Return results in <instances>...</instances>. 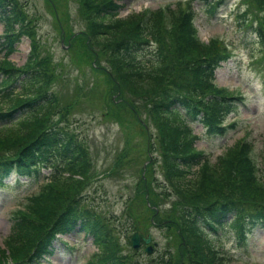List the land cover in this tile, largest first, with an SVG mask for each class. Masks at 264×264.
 I'll return each instance as SVG.
<instances>
[{"label":"trees","instance_id":"16d2710c","mask_svg":"<svg viewBox=\"0 0 264 264\" xmlns=\"http://www.w3.org/2000/svg\"><path fill=\"white\" fill-rule=\"evenodd\" d=\"M118 1L79 0L88 28L70 33L68 38L71 46L78 40L97 52L88 53L87 57L92 59L86 61H103L105 56L109 64L105 74L114 84L109 82L111 92L123 90L150 101L146 106L151 112L147 113L159 133L163 173L171 191L179 197L162 216L156 199L171 194L166 190L163 194L154 192L153 185L143 179L139 190L145 189L148 197L153 194L156 197L146 205L148 211L143 218L151 221L155 217V224L169 227L175 244L177 238L184 241L173 253L153 264L185 261L226 264L206 239L201 223L215 229L216 225L232 218L231 224L238 232L264 224V138L261 167L252 157V145L238 141L207 169L203 154L194 150V136L187 121L202 115L210 133L224 134V121L234 112V106L230 96L214 84L213 78L214 71L228 56L226 46L215 40L204 43L197 37L192 22L194 12L189 7L182 11L179 6L177 18L170 17L169 6L120 17L123 5ZM201 1L211 12L218 0ZM52 3L56 4V0ZM250 8L257 13L255 21L260 23L264 35V0H253ZM0 17L5 21L3 48L7 55L14 52L22 37L32 41V53L24 65L15 67L6 60L0 62V71L4 74L0 90H3V98L9 100L10 108L7 112L0 107V130L15 123L18 117L14 114L22 109L20 115L25 116L13 124L18 126L14 132L0 134V185L13 173L33 176L40 167L51 171L49 180L30 198L26 208L19 211L20 216L6 241L9 252L5 257L0 256V264H41L55 254L59 234L76 231L92 236L97 247L88 264H136L134 250L130 249L132 239H121L115 225L81 199V185L93 167L91 157L76 134L59 127L52 119V112L59 105L56 95L47 89L51 84V71L48 61L39 55L34 34L24 27L18 0H0ZM61 23L60 28H64ZM151 43L155 45L156 59L145 68L137 63L135 54L151 47ZM21 79V87H15ZM42 98L46 102L40 107L38 102ZM113 106L115 110L125 108L116 101ZM129 109L133 110L134 117L141 112L139 106L132 105ZM194 166L198 169L192 172ZM144 195L139 194L141 199ZM132 206L133 202L126 211L129 217L133 213ZM132 218L131 225L136 231L140 230L138 217ZM127 245L131 252L124 250Z\"/></svg>","mask_w":264,"mask_h":264},{"label":"rangeland","instance_id":"374dc122","mask_svg":"<svg viewBox=\"0 0 264 264\" xmlns=\"http://www.w3.org/2000/svg\"><path fill=\"white\" fill-rule=\"evenodd\" d=\"M52 1L46 3V0H18L23 10L24 27L34 34L40 57L48 61L51 84L47 89L57 96L58 105L62 107L60 113L53 111L52 119L60 127L75 131L89 149L93 167L87 177L90 179L85 185L83 180L81 185L83 201L102 216H106L118 229L121 239L133 235L136 230L131 225L134 220L132 216L138 217L136 220L139 222L140 230L137 231L141 234H150L155 252L149 255L145 249L140 248L136 251L138 253L135 257L136 264H152V259L156 261L160 257L166 258L167 254L173 253L175 248L179 247L178 244H183L184 241L177 238L174 248L171 243L172 237L166 227L155 225V217L151 221L143 218L148 211L146 205L150 203V199L152 197L156 199L154 194L142 199L133 198L138 192V184L144 183L143 179L153 185L151 187L154 192L163 190L161 187L159 189L154 187L156 182L159 184L166 182L159 133L147 113L150 110L146 104L150 101L123 90L111 92L113 88L110 90L109 82L111 85L114 84L105 74L108 70L105 56L102 58L103 61L91 63L86 61L89 59L87 55L97 54L94 49L89 50L78 40L73 41L76 42L74 46H71L72 42L69 44L70 33L88 28L84 20L85 10L79 6V0L59 2L56 0V4ZM118 2L123 5L120 17L158 8L159 5H170L172 9L170 17L177 18L180 16L177 12L178 3H182L180 5L182 10L187 6L186 0ZM240 4L241 0H226L212 15L200 10L199 0L193 2L196 11L194 22L199 32L197 37L204 43L215 40L232 49L231 54L215 72L216 85L224 87L229 95L242 96L243 99L234 100L237 108L225 122L229 124V128L223 137L218 135L210 137L200 123H192L191 127L198 136L194 150L205 152V158L209 160L207 169L212 167L219 155L225 153L227 147L246 139L253 147L252 157L259 163L261 161L260 153L264 138V35L263 29L259 28L260 23L255 21L257 13L248 21L240 19L238 15L241 10ZM34 16L38 18L37 26ZM61 22L65 29L60 28ZM3 24L4 22L0 20V62L6 58V62L15 67L22 66L32 53L30 51L32 41L26 36L22 37L21 42L16 45L15 52L5 56L6 52L1 44ZM135 57L137 63L145 68L155 59L151 48L139 52ZM22 80L18 81L19 85ZM8 101L2 98L0 107L9 110ZM114 101L118 104L123 103L125 108L115 110ZM45 102L41 100L40 106ZM132 105L140 107L141 112L137 116L141 118L134 117L133 110L129 109ZM14 122L16 123V120ZM15 123H9V127L1 129L0 134L14 132L18 127L13 125ZM197 169L195 166L192 172ZM259 172L262 174L261 170ZM49 173L47 168H43L32 178H18L12 174L4 180L6 186L0 188V256L5 257L9 252L6 241L18 211L24 209L31 195L39 192L44 176ZM169 194H171L169 197L156 199L158 204L156 206L162 216L179 197L175 191ZM131 202L134 206L129 217L126 209ZM207 231L212 238V244L224 253L225 258L232 264H264V227L254 229L248 235L245 244L236 239L228 226L221 228L218 236L211 234L209 229ZM64 241L68 243V247L57 242V254L45 264H86L96 251L91 238H86L80 232L68 235ZM124 250L131 252L127 247Z\"/></svg>","mask_w":264,"mask_h":264},{"label":"water","instance_id":"95a60500","mask_svg":"<svg viewBox=\"0 0 264 264\" xmlns=\"http://www.w3.org/2000/svg\"><path fill=\"white\" fill-rule=\"evenodd\" d=\"M132 239H133V245H134V247L138 248V246L140 245V239H139L138 233L134 234ZM146 241L147 242H150L151 241V238H147ZM147 250L149 252H152L153 251L151 249V247H149V246L147 247Z\"/></svg>","mask_w":264,"mask_h":264}]
</instances>
